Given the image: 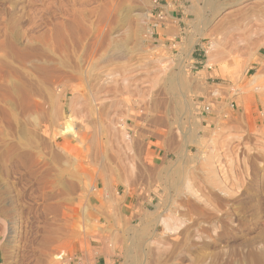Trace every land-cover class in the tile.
<instances>
[{"label": "rangeland", "instance_id": "1", "mask_svg": "<svg viewBox=\"0 0 264 264\" xmlns=\"http://www.w3.org/2000/svg\"><path fill=\"white\" fill-rule=\"evenodd\" d=\"M180 1L0 0V264H264V0Z\"/></svg>", "mask_w": 264, "mask_h": 264}, {"label": "bare ground", "instance_id": "2", "mask_svg": "<svg viewBox=\"0 0 264 264\" xmlns=\"http://www.w3.org/2000/svg\"><path fill=\"white\" fill-rule=\"evenodd\" d=\"M204 1V3H205V5H203L204 7L205 6H207V10H208V14H210V15H207V21L206 22H208L209 20V18H210V20H212V17L213 16H215L216 15V9H217V2H216V0H203ZM230 1V0H229ZM234 1H236V0H234ZM203 3V2H202ZM219 3V2H218ZM244 3H247V1H245V0H238L235 4H237V5H239V9H241V11H242V4H244ZM218 5H221V4H218ZM201 6V5H200ZM202 6V7H203ZM223 6H227L226 4H224ZM223 6L221 5L220 6V9H222L223 8ZM243 6H245V5H243ZM195 7V6H194ZM201 7V8H202ZM234 7V6H233ZM241 7V8H240ZM248 7V6H247ZM247 7H245V9L247 8ZM237 8H238V6H237ZM236 8V9H237ZM196 9V8H195ZM224 9V8H223ZM230 9H232V7L230 8ZM204 10H206V9H204ZM235 10V9H234ZM238 10V9H237ZM233 11V10H232ZM239 11V13L241 14V12H240V10H238ZM243 11H244V9H243ZM201 12V11H200ZM203 13H204V11H202ZM225 12V14H223L222 16H223V18H224V16L225 17H229L227 14H226V11H224ZM228 12V11H227ZM234 12V11H233ZM246 10H245V14H243V15H246ZM129 13V12H128ZM206 13V12H205ZM238 12H237V14H239ZM125 14V13H124ZM239 14V16L241 17V15ZM198 15H200V16H202V13L201 14H198ZM230 15V14H229ZM232 15V14H231ZM200 16H197V17H200ZM206 16V15H205ZM210 16V17H209ZM222 16H221V18H222ZM238 16V17H239ZM247 16V15H246ZM248 17V16H247ZM216 18H218V17H216ZM199 19V18H198ZM203 19H204V17H203ZM202 19V20H203ZM232 19V18H231ZM121 20V19H120ZM119 21V20H118ZM225 21V20H224ZM224 21H223V23H224ZM227 22L229 21V20H226ZM225 21V23H227ZM231 21V20H230ZM62 22V21H61ZM60 22V24H59V26H58V34H62V32H64V33H67L65 30H66V28H67V26H66V24H63V23H61ZM219 21H217V23H218ZM234 22V21H233ZM221 23V25H222V22H220ZM219 23V24H220ZM121 24V23H120ZM218 24V26H221V25H219ZM230 24V23H229ZM233 24V23H232ZM58 25V24H57ZM68 25V24H67ZM74 25V24H73ZM217 25V24H216ZM222 26H224V25H222ZM227 26H229V25H227ZM199 27V26H198ZM215 26H214V28H213V31H215ZM123 30V29H122ZM208 30V29H207ZM212 30V29H211ZM210 30V31H211ZM69 31V30H68ZM149 32V31H148ZM223 32V31H222ZM63 33V34H64ZM200 33V32H199ZM60 34V35H61ZM121 34V33H120ZM210 34H212V33H210ZM208 35H209V33H208ZM64 36V35H63ZM62 36V37H63ZM116 36V35H115ZM210 36V35H209ZM220 37V36H219ZM60 38H61V36H60ZM190 38H191V36H190ZM243 38V37H242ZM124 39V38H123ZM188 39V38H187ZM200 39V38H199ZM198 39V40H199ZM219 39V38H218ZM218 39H216V40H218ZM114 40H116V39H114ZM119 40V39H118ZM125 40V39H124ZM222 40V39H221ZM111 41V40H110ZM113 41V40H112ZM117 42V41H116ZM122 42V41H121ZM214 42V40L211 42V43H213ZM217 42V41H216ZM118 43V42H117ZM124 43V42H123ZM102 44V43H101ZM109 44V43H108ZM107 44V45H108ZM121 43H119V45H120ZM125 44V43H124ZM217 44H219V43H217ZM236 44V43H235ZM118 45V46H119ZM129 45V44H128ZM192 45V44H191ZM124 46V45H123ZM105 47H107V46H105ZM114 47V46H113ZM117 47V46H116ZM121 47H122V45H121ZM112 48V47H111ZM118 48V47H117ZM113 49V48H112ZM116 49V48H115ZM119 49V48H118ZM218 49V48H217ZM220 49V48H219ZM123 50V49H122ZM215 50V49H214ZM114 51V50H113ZM120 51V49L117 51V52H119ZM188 51V50H187ZM212 51V50H211ZM211 51H209V49H208V54H209V57H208V60H207V63L208 62H211V61H214V60H217L216 59V57H215V55L213 54V52H211ZM222 51V50H221ZM105 52V51H104ZM215 53H217V52H215ZM110 54V53H109ZM108 54V55H109ZM218 54V53H217ZM106 55V54H105ZM218 56V55H217ZM101 57V56H100ZM105 57H107V55L105 56ZM104 57V58H105ZM109 57V56H108ZM112 57V56H111ZM113 57H114V55H113ZM110 58V57H109ZM124 58V57H123ZM95 60H97V58L95 59ZM106 62L108 61L107 60V58H106V60H105ZM93 62V61H92ZM99 63V62H98ZM105 64V63H104ZM208 64H210V63H208ZM93 65V64H92ZM96 65H94V67H95ZM127 66V65H126ZM93 67V66H92ZM264 66L263 65H259V66H257L256 67V72L252 75V77H251V81L252 82H256V81H258V80H260L261 79V71H262V68H263ZM91 68V67H90ZM76 70V69H75ZM116 70V69H115ZM122 70V69H121ZM128 72V71H127ZM109 74V73H108ZM120 75V74H119ZM125 75V74H124ZM127 75V74H126ZM109 77V76H108ZM97 78V77H96ZM111 78V77H110ZM120 78V77H119ZM66 79V78H65ZM72 79H74V78H72ZM141 79V78H140ZM109 80V79H108ZM116 81V80H115ZM130 81V80H129ZM104 82V81H103ZM102 82V83H103ZM126 82V81H125ZM176 83V82H175ZM259 83H261V82H259ZM259 85V84H258ZM130 87V86H129ZM256 87V86H255ZM62 96V95H61ZM93 98V97H92ZM72 99V98H71ZM97 100V99H96ZM70 102V101H69ZM72 103H73V99H72ZM73 106V105H72ZM114 106V105H113ZM69 109V108H68ZM99 110V109H98ZM71 111V110H70ZM72 111H73V109H72ZM75 111V110H74ZM73 111V112H74ZM72 113V112H71ZM74 114V113H73ZM72 118V117H71ZM87 118V117H86ZM86 120V119H85ZM101 120V119H100ZM103 121V120H102ZM69 125V124H68ZM68 125H63V127H62V129H60L61 131V134H68V132H69V130L71 129ZM86 125V124H85ZM107 125V124H106ZM88 126V125H87ZM123 126V125H122ZM110 127V126H109ZM112 128V127H111ZM115 130V129H114ZM120 130V129H119ZM94 133V132H93ZM117 133H119V132H117ZM124 133V132H123ZM109 135V134H108ZM64 136V135H63ZM62 136V137H63ZM73 137H76V135H72ZM70 137V136H69ZM129 137V136H128ZM79 138V137H78ZM109 138V137H108ZM64 139V138H63ZM69 139H71V138H69ZM80 139V138H79ZM84 139V138H83ZM73 140H74V138H73ZM82 141V140H81ZM64 149V148H63ZM68 150V149H67ZM69 151V150H68ZM108 151V150H107ZM69 154H70V152H68ZM67 154V153H66ZM66 156V155H65ZM68 156V155H67ZM72 157V156H71ZM175 162H177V161H175ZM166 224V223H165ZM169 228V227H168ZM120 242V241H119ZM0 249H1V247H0ZM261 251V250H260ZM262 251H263V249H262ZM261 251V252H262ZM86 253V252H85ZM263 253V252H262ZM90 254V253H89ZM88 254V255H89ZM264 254V253H263ZM91 255V254H90ZM55 257H59V255H56Z\"/></svg>", "mask_w": 264, "mask_h": 264}, {"label": "crops", "instance_id": "3", "mask_svg": "<svg viewBox=\"0 0 264 264\" xmlns=\"http://www.w3.org/2000/svg\"><path fill=\"white\" fill-rule=\"evenodd\" d=\"M166 3H173L175 5H180V0H165ZM121 197V198H120ZM150 198H143L137 194H129L123 192L118 194L119 203L117 205V215L124 216L125 218H137L138 214H143L147 209H149V204H151ZM111 219V218H110Z\"/></svg>", "mask_w": 264, "mask_h": 264}]
</instances>
